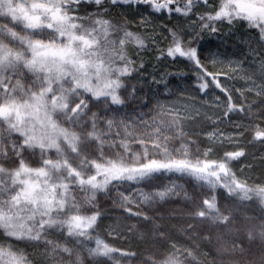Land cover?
Wrapping results in <instances>:
<instances>
[{
	"label": "snow or ice",
	"instance_id": "snow-or-ice-1",
	"mask_svg": "<svg viewBox=\"0 0 264 264\" xmlns=\"http://www.w3.org/2000/svg\"><path fill=\"white\" fill-rule=\"evenodd\" d=\"M84 5L94 7L81 14ZM118 5L145 12L135 21H114L107 14ZM164 16H195L201 31L213 33L218 22L242 21L254 30L261 48L249 54L259 76L256 68L246 73V92L261 98L256 107L264 105V0H217L215 7L211 0H0V264H85L84 251L94 264H105L100 258L115 264H208L202 245L214 253L211 264H264V185L239 180L230 167L245 150L226 151L218 160L209 158L211 147L193 152L186 129L201 113L187 105L157 104L147 119L143 113L121 115L137 93L127 81L144 68L129 49L139 55L149 40L155 43L148 29L153 18ZM132 23L143 31L131 30ZM164 27L169 44L156 59L188 60L201 92L211 83L225 93V118L239 112L253 117L235 136L212 131L208 140L238 144L250 133L249 143L264 144V109L254 114V102H246L243 91V101H234L221 74L208 71L175 26ZM169 173L189 176L210 191L223 188L231 202L191 196L174 182L137 190L138 196L118 193L124 211L142 221L145 239L170 243L171 250L138 254L93 235L102 215L99 194ZM178 195L186 201L179 231L188 245L171 242L163 218L145 210ZM248 202L256 203L259 214L249 213Z\"/></svg>",
	"mask_w": 264,
	"mask_h": 264
},
{
	"label": "trees",
	"instance_id": "trees-1",
	"mask_svg": "<svg viewBox=\"0 0 264 264\" xmlns=\"http://www.w3.org/2000/svg\"><path fill=\"white\" fill-rule=\"evenodd\" d=\"M211 2L215 7L217 0H211ZM92 7L94 5H84L80 10L81 14L85 9H91ZM207 10L212 11L213 9ZM198 11H205V9L200 8ZM144 12L145 9H141V13H137L126 5H118L111 7L107 16L114 21H120L123 18L135 21ZM184 20L193 23L195 16L191 19L183 17L169 19L167 16L152 19V27L148 29V32L150 36L155 37V43L149 40V48L140 52L139 55H137L136 49H129V54L136 60V63L143 62L144 64V68L138 73H134L129 80L135 84L146 104L187 105L198 109L201 115L197 117L195 122L190 123L186 129L189 139L194 142L192 145L199 148L201 152L211 147L213 151L210 153L209 158L217 160L221 159L226 151L243 148L246 155L239 160L231 162L232 171L239 180L246 181L249 185H264V144L249 143L248 141L251 139L250 133H245L244 136L239 137L238 144L225 142L221 145L212 143L207 138V133L212 131H219L225 136H235L238 132L243 131V126L248 125L253 117L246 112H239L232 113L225 118L223 116V105L226 103L225 93L215 88L211 83L206 91L201 92L198 88L199 81L194 66L188 60L177 58L173 61L166 56L160 60L156 59L160 55V50L166 49L169 44L168 34L164 25L175 26L177 32L183 36L178 29V24ZM236 23H233L226 30L219 28L217 23L218 31L213 33L207 30L201 31L199 21H196L193 24L198 28L200 34L195 39L185 38L184 36L183 38L186 46L197 49V54L209 72L221 74L218 77L220 83L232 94L234 101L237 103L242 102L243 97H241L240 93L242 91L245 92L247 96L246 102H254L252 112L258 116L261 110L264 109V105L259 108L256 107L255 105L261 103V98L256 97L254 93L248 94L246 92V89L251 86L246 79V73L250 74L252 69L256 68V75L259 76L258 64L254 63V57L249 53L250 48H259L260 45L254 40L255 31L254 36L250 35L249 33L252 30L244 22L241 27L237 26ZM129 27L133 31H143L134 23L129 24ZM206 32L211 33L207 36L205 35ZM211 60H215V63L210 62ZM230 63L232 67L229 66ZM233 68L237 70L233 71ZM162 79L166 83H158ZM235 125H241L242 127L237 128ZM217 200L220 204L231 202L225 189L220 193ZM248 211L250 214H259L260 209L255 202H248ZM173 218L163 219V223L171 237V242L188 245L190 241L179 231ZM95 228L101 231L100 235H98L99 238L117 249L120 248L138 254H145L149 251L163 253L171 250L170 243H156L151 237L145 239L144 228L137 233H130L129 230H125L124 225L113 223L111 220L109 223L108 220L102 218L97 221ZM109 233L113 234L110 235ZM91 246L94 247V241L91 242ZM202 250L208 254V264H211V258L214 253L207 245H202ZM28 251L32 252L33 250L28 249ZM41 264H43V261H41Z\"/></svg>",
	"mask_w": 264,
	"mask_h": 264
},
{
	"label": "rangeland",
	"instance_id": "rangeland-1",
	"mask_svg": "<svg viewBox=\"0 0 264 264\" xmlns=\"http://www.w3.org/2000/svg\"><path fill=\"white\" fill-rule=\"evenodd\" d=\"M235 22H237L236 23L237 26L239 27L242 26L243 23L242 21H235ZM218 25L219 28L225 30L226 28H230L232 26V25H228L227 23H219V22ZM178 29L185 38L195 39L200 34V31L195 26V24L190 23L189 21L186 20L178 24ZM210 33L211 32H206L205 35L208 36ZM249 34L254 36V30L250 31ZM259 48H261V46H259ZM263 50L264 49H262V52L264 54ZM127 82L137 89L135 84H133L129 79ZM156 105L157 104H146L137 90L136 98L130 100L128 106L123 107L121 109V115H125V114L137 115L143 113L144 118L147 119L149 115L155 114L154 109ZM133 109H135V111H133ZM189 146L193 152L196 151L197 148L194 145H192V143ZM176 147H179L178 142L176 143ZM31 163L33 166H36V160H32ZM172 182L180 185L182 189L186 190L189 193V195L195 197H200L201 194L203 193L205 195H215L216 198H218L220 193L223 192V188H217L214 191H210L207 188V186L201 187V182H197L189 176H180L179 174H175V173L158 174L157 178L154 179L151 183H148L146 181L138 184L134 182H125L119 185L118 187L110 186V191L108 193L99 194L97 200H98L99 210L102 213L100 218L104 220H108L109 223L110 220L113 223H120L121 225H124L125 230H129L130 233L132 232L137 233L143 228L142 221H140L138 217L130 216L126 211H124V209L119 204L120 196L118 193L138 196L137 190H143L145 192L154 191L157 188H161L164 185H168ZM185 203L186 201L184 200L183 196L178 195L172 197L169 200L153 205L151 208H145V210L148 211L150 215L155 213L159 217H162L163 219L174 217L173 220H175L174 222L177 224V227L179 229V225L182 223L180 216L182 214V210L184 209ZM132 207L135 210V205H133ZM100 232H101L100 229L95 228L93 235L98 236L100 235ZM91 242L92 241H86L85 243L88 244V246H91ZM83 255L85 256V264H94V262L88 260L86 251L83 252ZM117 258L124 259L118 256ZM100 259H104L105 264H115L114 261L107 260V258H100Z\"/></svg>",
	"mask_w": 264,
	"mask_h": 264
}]
</instances>
